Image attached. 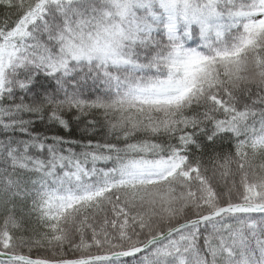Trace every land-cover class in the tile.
<instances>
[{
	"label": "snow or ice",
	"instance_id": "snow-or-ice-1",
	"mask_svg": "<svg viewBox=\"0 0 264 264\" xmlns=\"http://www.w3.org/2000/svg\"><path fill=\"white\" fill-rule=\"evenodd\" d=\"M0 9V264H264V0Z\"/></svg>",
	"mask_w": 264,
	"mask_h": 264
},
{
	"label": "water",
	"instance_id": "water-1",
	"mask_svg": "<svg viewBox=\"0 0 264 264\" xmlns=\"http://www.w3.org/2000/svg\"><path fill=\"white\" fill-rule=\"evenodd\" d=\"M5 258L4 257H0V260H4Z\"/></svg>",
	"mask_w": 264,
	"mask_h": 264
},
{
	"label": "trees",
	"instance_id": "trees-1",
	"mask_svg": "<svg viewBox=\"0 0 264 264\" xmlns=\"http://www.w3.org/2000/svg\"><path fill=\"white\" fill-rule=\"evenodd\" d=\"M3 10L2 9H0V12H2Z\"/></svg>",
	"mask_w": 264,
	"mask_h": 264
}]
</instances>
